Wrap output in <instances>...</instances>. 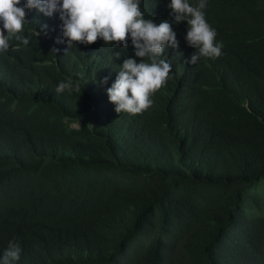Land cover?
I'll list each match as a JSON object with an SVG mask.
<instances>
[{"label": "trees", "instance_id": "obj_1", "mask_svg": "<svg viewBox=\"0 0 264 264\" xmlns=\"http://www.w3.org/2000/svg\"><path fill=\"white\" fill-rule=\"evenodd\" d=\"M168 3L140 8L158 24ZM204 12L222 55L191 64L187 23L173 24L172 72L130 115L107 89L139 62L131 40L66 52L58 14L28 10L29 45L0 53V257L16 240L15 264H264V0ZM68 77L81 93L55 91Z\"/></svg>", "mask_w": 264, "mask_h": 264}, {"label": "clouds", "instance_id": "obj_2", "mask_svg": "<svg viewBox=\"0 0 264 264\" xmlns=\"http://www.w3.org/2000/svg\"><path fill=\"white\" fill-rule=\"evenodd\" d=\"M140 3L141 0H24L23 3L0 0V53L9 51L13 39L29 45L31 37L24 35L25 25H31L27 20L28 10L48 18L58 14L62 35L56 43H66V52L77 44H95L98 39L104 44L127 48L130 39L139 62L132 58L124 60L115 81L107 89V96L116 113L140 114L153 105V95L166 84L172 72L164 53L166 48H179L173 24L187 23L185 39L196 49L191 64L201 57L218 58L223 48V43L216 41V30L206 20L207 0H197L195 4H190L189 0H170L167 8L172 20L158 24L145 18ZM47 30V24L41 25L45 35ZM32 34L39 37L41 32L34 28ZM58 51L53 48L50 53L56 55ZM115 57L119 59V53ZM107 82L108 77L100 81L101 84ZM55 91L81 93V83L68 77L58 83ZM21 253L19 242L9 241L0 264H15Z\"/></svg>", "mask_w": 264, "mask_h": 264}, {"label": "rangeland", "instance_id": "obj_3", "mask_svg": "<svg viewBox=\"0 0 264 264\" xmlns=\"http://www.w3.org/2000/svg\"><path fill=\"white\" fill-rule=\"evenodd\" d=\"M259 192L264 196V180L260 183Z\"/></svg>", "mask_w": 264, "mask_h": 264}]
</instances>
